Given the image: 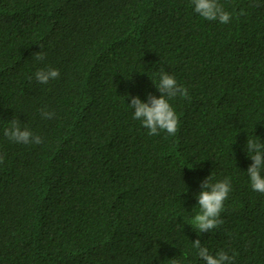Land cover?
Returning a JSON list of instances; mask_svg holds the SVG:
<instances>
[{
    "label": "trees",
    "instance_id": "1",
    "mask_svg": "<svg viewBox=\"0 0 264 264\" xmlns=\"http://www.w3.org/2000/svg\"><path fill=\"white\" fill-rule=\"evenodd\" d=\"M219 2L227 24L191 0H0V264H204L197 239L264 264L245 149L264 143V0ZM47 67L60 77L41 84ZM161 68L188 90L169 101L175 136L128 105L159 98ZM13 117L43 142L8 140ZM209 175L232 188L224 223L198 235L185 222Z\"/></svg>",
    "mask_w": 264,
    "mask_h": 264
},
{
    "label": "clouds",
    "instance_id": "2",
    "mask_svg": "<svg viewBox=\"0 0 264 264\" xmlns=\"http://www.w3.org/2000/svg\"><path fill=\"white\" fill-rule=\"evenodd\" d=\"M194 12L207 21H218L227 24L232 19V14L227 12L219 0H191ZM240 15H246L241 10ZM41 49L42 46L40 45ZM47 53L40 51L33 56L37 61L46 59ZM60 71L56 68L47 67L39 69L35 73V79L41 84H47L51 80L58 79ZM160 96L148 95L147 102H143L139 96L130 97L128 104L133 110V119L141 122V125L148 130L149 135H160L166 132L175 136L179 128V118L170 104V100L180 97L188 99V90L178 84L174 76L170 75L163 68L159 70V83L155 84ZM41 115L45 119H52L54 112L42 110ZM10 126L4 129V136L17 144H41L43 141L39 135L34 134L28 127H21L18 118L13 117L9 122ZM260 138H247L245 149L247 155L253 161L247 169V175L253 191L264 193V143L259 142ZM4 157L0 155V163ZM201 191L197 195L199 211L185 222L190 225L197 234L212 232L222 225L221 213L224 211V202L228 199L232 185L228 178L213 182L212 175H209L201 182ZM194 248L198 249V256L204 264H233V256L221 250L215 255L211 254L207 247L202 246L199 239L193 242Z\"/></svg>",
    "mask_w": 264,
    "mask_h": 264
}]
</instances>
